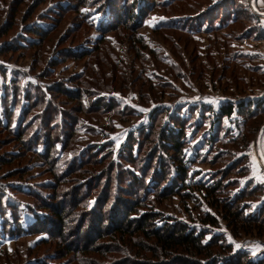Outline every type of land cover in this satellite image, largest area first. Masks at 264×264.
I'll use <instances>...</instances> for the list:
<instances>
[{"label": "rangeland", "instance_id": "1", "mask_svg": "<svg viewBox=\"0 0 264 264\" xmlns=\"http://www.w3.org/2000/svg\"><path fill=\"white\" fill-rule=\"evenodd\" d=\"M150 1L155 2L153 8L134 31L141 40L137 46L136 42H129L128 28L108 30L110 26L97 9L101 0H87L86 6H81L78 0H0V103L5 89L36 92L39 101L53 97L50 90L57 87L66 86L73 91L79 86L87 102L102 96L106 103L111 99L115 102V110L131 107L136 114L133 111L123 117H118L115 110L108 115L100 113L101 116L97 112L75 113L81 121L75 123V131L83 140L82 147L88 144L97 147L109 141L116 154L129 135L150 125L155 109L178 110V114L189 120L185 156L192 162L184 193L191 197L175 195L162 202L152 200L150 206L166 219L186 223L197 234L203 232V245L222 236V244H231L233 250L245 251L259 261L264 258V228L262 233L254 230L235 236L218 203L214 205V198H208L198 187L200 183L210 186L224 179L218 199L224 195L233 199L244 187L249 191L256 187L255 193L246 194L241 201L242 206L246 205L243 214L246 217L255 215L264 204V164L259 153L264 157V134L260 137V149L257 146L259 131L264 126V104L260 103L264 102V0H230V13L222 19L219 16L209 19V14L201 16L220 0ZM252 6L258 8V13L252 11ZM98 47L100 52L95 53ZM77 54L90 57L75 60L73 57ZM102 55L122 63L121 73L125 78L103 79L104 66L99 60ZM151 84L154 90L147 87ZM23 93L21 103L11 116V131L23 108L28 107L29 99ZM53 98L59 117L74 115V104L66 96ZM40 101L39 106L31 108L29 117H24L25 124H34L28 136L40 125V118L48 117ZM250 103L255 113L248 116ZM228 104H233L235 111L231 118L221 120L217 128L212 126L210 117L200 119L201 111L196 112V117H191L188 111L189 107L203 109L205 106L206 110L212 109L208 116L215 111L219 113ZM256 105L262 109L257 110ZM243 106V113L239 114L238 109ZM168 112L163 118L165 123ZM0 118L4 121L3 115ZM4 129L0 128V187H5L6 196L22 203L23 209L28 204L34 206L33 199L15 193L6 184L17 180L2 182V179L6 181L9 175L25 166L30 173L23 183L40 193H50L41 189L51 182L45 172L49 166L25 151L20 162L15 160L4 165L2 160L6 155H17L20 149L19 143L10 136L13 133ZM155 137L154 134L150 140ZM229 166L237 168L226 172ZM207 214L215 217L218 224L205 222ZM33 221L34 217L24 213V230ZM45 238L44 234L25 233L21 237L0 234V264H37L38 259H43L44 264H77L58 259L54 243L41 246Z\"/></svg>", "mask_w": 264, "mask_h": 264}, {"label": "trees", "instance_id": "2", "mask_svg": "<svg viewBox=\"0 0 264 264\" xmlns=\"http://www.w3.org/2000/svg\"><path fill=\"white\" fill-rule=\"evenodd\" d=\"M78 1L81 6H86L87 0ZM154 4L155 2L150 0H101L97 9L110 26L108 30L124 26L131 33L128 36L129 42L131 44L136 42L135 44L140 46L141 40L136 38L134 31L139 28ZM230 4V0H220L201 16L206 17L209 14V19L218 16L222 19V16L230 13ZM235 11L237 10H233L234 14ZM252 11L258 13L259 10L252 6ZM96 51L100 52L99 47L94 49L95 53ZM136 51L139 52V56L142 55L140 49ZM95 53L93 56H96ZM87 56L77 54L73 58L77 60ZM99 60L104 66L103 79L108 81L115 76L125 78L121 73L123 64H118L119 62L112 56L110 59L102 55ZM99 83L100 86L104 85L102 79ZM151 86L154 85L147 87L154 90ZM64 87H57L50 92L53 91V97L66 96L68 101L74 104L72 106L74 115L69 114V117H66L64 114V118L59 117L58 105L55 104L53 97L40 99L49 122L45 117L40 118V125L36 126L29 136L28 131L34 124L27 125L23 120L24 117H29L31 108L34 109L37 104L39 106L36 96L39 94L30 91L23 93L20 92V88L13 91L5 89V101L3 99L0 103L2 109L0 115L4 117V121L0 118V128L13 133L10 136L19 143L20 149L17 155L7 154L2 160L3 164L15 160L20 162L22 156H25L24 151L32 153L49 166L45 172L50 175L51 182L44 184L46 187H41L43 190H50V193H40L31 185L23 183L22 180L30 173L25 166L9 175L6 181L2 179V182L17 180L6 184H9L15 193L33 199L34 206L28 204L23 209L22 203L6 196L3 193L5 187H0V234L9 237H21L25 233L44 234L46 238L41 240V246L54 243L58 259L77 264H264V258L254 260L249 257V253L235 251L231 244H222L220 241L222 236L214 237L212 242L203 245V232L197 234L186 223L173 218L166 219L150 206L152 200L162 202L175 195L187 199L191 197L184 193L188 187L187 180L190 179L189 164L192 162L185 156L189 120L178 114V110L168 112L155 109L150 116V125L139 128L136 133L129 135L125 145L116 154L110 148L109 141L97 147L88 146L89 144L82 147L83 140L75 131V123L81 122L75 113L91 115L97 112L101 116L100 113L104 112L108 115L115 110V102L111 99L106 103L101 94L98 95L100 97L87 102L82 97L79 86L73 91ZM163 87L164 85L161 86ZM86 88L89 90L88 84ZM21 93L24 94V98L29 99L28 107L23 108L18 121L13 125L14 131H11V116L21 103ZM260 103L264 104L262 101ZM253 106V103L247 106L248 116L255 113ZM260 107L262 106L257 107V110L262 109ZM243 108L244 106L238 109L239 114L243 113ZM211 110H206L205 106L203 109L199 107L188 109L191 117H196V112L201 111L200 119L210 117L212 126L217 128L225 117L231 118L235 106L225 105L219 113L215 111L207 116ZM133 111L128 107L123 110L116 109L115 113L118 117H123L131 115ZM65 112L67 113V110ZM167 112L165 123L163 118ZM186 113L184 111L183 115ZM84 125L90 130L89 124L84 122ZM154 134L156 137L150 140ZM207 142L210 143V140ZM236 168L229 166L226 172ZM223 184L224 179L214 181L210 186L200 183L198 189L206 192L208 198H214V205L218 203L225 214L224 219L233 227L235 236L239 237L238 234H248L254 230L262 233L264 204L255 215L247 217L243 215L246 205L241 204L249 194L255 193L256 187L251 191L244 187L233 199L227 198V195L218 199L216 196L222 192ZM24 213L34 217L27 231L22 227ZM205 222L211 225L218 224L215 217L210 214L206 215ZM81 232H84L82 236ZM132 249L135 250L134 254ZM38 260L37 264H44L43 259Z\"/></svg>", "mask_w": 264, "mask_h": 264}, {"label": "water", "instance_id": "3", "mask_svg": "<svg viewBox=\"0 0 264 264\" xmlns=\"http://www.w3.org/2000/svg\"><path fill=\"white\" fill-rule=\"evenodd\" d=\"M254 1H256V0H254ZM254 8L256 9L255 6H254ZM259 132H260V135H259V138H258L257 146H258L259 149H260V145H259V143H260V137L264 134V126L260 129ZM259 153H260L261 161H263V164H264V157H263V155H262V152L259 151Z\"/></svg>", "mask_w": 264, "mask_h": 264}, {"label": "snow or ice", "instance_id": "4", "mask_svg": "<svg viewBox=\"0 0 264 264\" xmlns=\"http://www.w3.org/2000/svg\"><path fill=\"white\" fill-rule=\"evenodd\" d=\"M237 247H239V245H237Z\"/></svg>", "mask_w": 264, "mask_h": 264}]
</instances>
